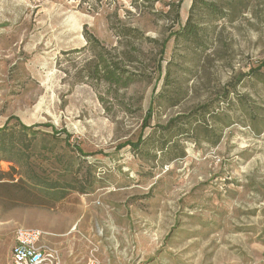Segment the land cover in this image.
I'll list each match as a JSON object with an SVG mask.
<instances>
[{"label": "rangeland", "instance_id": "obj_1", "mask_svg": "<svg viewBox=\"0 0 264 264\" xmlns=\"http://www.w3.org/2000/svg\"><path fill=\"white\" fill-rule=\"evenodd\" d=\"M192 1L0 0V126L65 132L97 179L55 204L0 186V264L18 228L64 264H264V0H198L199 43L176 41ZM101 60L132 82L92 79ZM206 106L158 151L169 119Z\"/></svg>", "mask_w": 264, "mask_h": 264}, {"label": "trees", "instance_id": "obj_2", "mask_svg": "<svg viewBox=\"0 0 264 264\" xmlns=\"http://www.w3.org/2000/svg\"><path fill=\"white\" fill-rule=\"evenodd\" d=\"M197 3L198 0L192 1L185 25L174 33L176 41L199 43L197 38L200 27L191 24ZM172 6L173 9L178 7L177 5ZM178 18L176 12L175 19L178 20ZM99 77L109 86L121 88H126L132 82V74L125 67H119L117 63L110 61L105 63L104 60L96 63L91 71L92 79L97 80ZM164 78L168 85V73H165ZM159 98H162L161 95ZM174 106L176 102L169 105V107ZM205 108L208 106L195 109L187 117L179 115L169 119L167 126L162 129L167 131V142L162 144L158 151L164 153L167 150V156L173 151L176 145L173 139L189 132V129H184V124L188 122L185 120L191 119L188 123L190 128H193L191 124H195L194 129H190L191 132L201 128L200 123L205 122V119L203 120ZM149 116L150 114L148 118ZM44 127L50 128V132L39 131L38 126H25L17 120L13 124L7 122L0 126V162L10 164V172H0V186L9 187L10 197L16 202L22 201L21 199L38 197L44 203L55 204L63 201L72 193L89 195L95 192L97 179L92 173L94 172L93 167L86 164L88 155L77 145H69V136L65 132L57 131L49 125H44ZM203 129L207 127L203 126ZM61 135H64L63 141L68 144L67 148L74 153L75 163L55 147ZM143 142L144 139L141 138L136 143L127 145L139 152ZM183 156L182 154L180 157ZM38 203L39 206L44 205L43 202Z\"/></svg>", "mask_w": 264, "mask_h": 264}, {"label": "built area", "instance_id": "obj_3", "mask_svg": "<svg viewBox=\"0 0 264 264\" xmlns=\"http://www.w3.org/2000/svg\"><path fill=\"white\" fill-rule=\"evenodd\" d=\"M11 252L10 264H62L60 251L44 242V233L39 229H16ZM85 264L101 263L89 258Z\"/></svg>", "mask_w": 264, "mask_h": 264}, {"label": "crops", "instance_id": "obj_4", "mask_svg": "<svg viewBox=\"0 0 264 264\" xmlns=\"http://www.w3.org/2000/svg\"><path fill=\"white\" fill-rule=\"evenodd\" d=\"M62 257H63V255H62ZM62 264H64L63 261H62ZM84 264H85V262H84Z\"/></svg>", "mask_w": 264, "mask_h": 264}]
</instances>
